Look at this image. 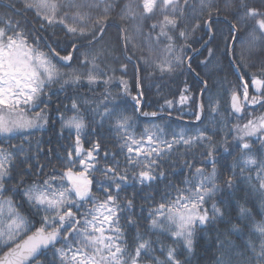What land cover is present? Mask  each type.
Instances as JSON below:
<instances>
[{
  "label": "trees",
  "instance_id": "trees-1",
  "mask_svg": "<svg viewBox=\"0 0 264 264\" xmlns=\"http://www.w3.org/2000/svg\"><path fill=\"white\" fill-rule=\"evenodd\" d=\"M12 2L16 7L9 9V0H0V19L6 22L7 12L14 22H19L29 42L35 41L42 51L47 53L49 49L45 45L53 44L58 45L60 55H72L71 61H61L59 57L54 60L62 76L66 78L74 71L86 74L93 70L91 62L87 65L83 62L87 53L88 60L95 61L98 80L93 84H89L86 78L79 84L52 83L41 97L43 104L39 107L25 106L29 117L44 109L49 122L42 130H32L27 140L23 135L0 136V148L11 152L16 151L13 145H23L28 159L27 164L22 163L24 157L16 159L7 187L12 189L19 185L21 177L25 186L33 183L43 185L53 176L59 178L67 170L69 152L72 153L71 159L77 161L73 170H80L79 157L75 155V131L63 129L61 132L60 120L62 114L65 117L74 114L71 104L75 99L88 124L81 136L82 155L99 144V153H94L95 168L89 175L91 197L103 202L109 194L117 196L123 209L117 214L123 230L122 242L130 252L134 253L139 234L152 242L154 251L151 255L161 260L166 259V249L174 247L181 264H242L248 260L255 264L257 257L248 245L251 241L258 247L261 240L254 230V225L264 221V196L260 194L264 190L259 189L261 178L258 177L260 169H246L241 173L240 167L234 165L240 160L242 151L238 147L241 141L237 127L264 115V107L250 102L253 95L260 96L252 79H264V32L257 23L264 16L246 15L247 9H256L264 14V0H206L205 7H201L200 0H187V4L178 0L175 14L171 9L167 10L170 18L175 16L177 20L175 28L162 24L165 14L161 11L162 0H157L151 13L144 11L143 0H73V4L79 7H69V0H53L58 5L56 15L61 17L67 13L66 19L70 24L75 19L74 26L85 29L83 36L67 33L60 24L48 26L34 9L25 10L24 0ZM108 4L114 6L105 12ZM180 9L184 10L183 15ZM78 12L84 16L82 21L76 18ZM42 23L44 28H41ZM209 23L210 30L207 27ZM162 28L167 35H161ZM181 31L187 34V40L180 36ZM169 45L172 46L171 55ZM177 57H182L183 62L178 63ZM166 61L173 66L171 72L161 71L160 66ZM122 82H126L128 94H125ZM244 84L248 85V101L243 98ZM261 91L264 92V88ZM108 93L111 96L106 101ZM139 93L143 96L137 110L133 97ZM233 93L242 102V117L231 111ZM182 94L190 97L184 103L180 102ZM167 101H172L171 107ZM105 102L110 108L115 105L117 115L129 118L130 126L126 131H117L115 116L104 120L102 127L99 116L94 118L92 109L99 105L103 110ZM142 112H157V116H144ZM181 131L186 138L203 133L206 140L194 141L191 145L182 141L177 143L174 134L178 136ZM153 133L160 141L172 143L173 147L168 149L163 143L148 145L147 136ZM124 137L129 138L127 144L134 149L137 145L131 144L132 138L141 141L145 151L149 147H158L162 155L153 154L156 163L152 164L153 157L128 153ZM245 139L252 143L251 151L258 163L264 164L262 141L256 137ZM210 150H214L212 158L207 155ZM129 156L135 162L129 163ZM210 159L217 161L216 179L222 190L208 200L204 208L211 213L212 204L216 203L224 216L206 231L197 230L194 251L188 254L170 234L151 228L149 213L159 208L161 203L168 205L180 192L188 190L195 182L196 168L210 173ZM146 165L156 179L141 184L133 177L145 170ZM108 168H115L121 175L127 169L128 179L121 182L118 194L109 179L111 173L106 174ZM229 179L233 181L232 188L225 187V181ZM52 183L61 181L57 179ZM109 186L110 190L104 191ZM7 195L30 222L28 234L42 226L44 212H36L19 192L9 191ZM128 200L133 201L131 210L125 207ZM93 207L88 202L72 210L77 218H81ZM241 209H246L247 214L242 215ZM129 217L134 223H129ZM233 226L239 231H234ZM162 247L164 252H161ZM149 259L145 258V264ZM40 264H59V259L49 251L41 257Z\"/></svg>",
  "mask_w": 264,
  "mask_h": 264
},
{
  "label": "snow or ice",
  "instance_id": "snow-or-ice-1",
  "mask_svg": "<svg viewBox=\"0 0 264 264\" xmlns=\"http://www.w3.org/2000/svg\"><path fill=\"white\" fill-rule=\"evenodd\" d=\"M184 3L187 4V0H184ZM177 4L178 0H162L161 11L165 12L162 21L164 27L175 28L177 20L175 16L170 18L167 10L171 9V12L175 14ZM200 4L201 7L207 6L206 0H200ZM156 5L157 0H143V8L147 13L153 12ZM68 6L76 5L73 4V0H69ZM113 6V4L106 5L105 12ZM7 7L14 9L16 5L12 0H9ZM24 8L25 10L34 9L36 15L48 26L60 24L69 34L85 35L83 27L74 26L75 19L71 24L68 22L67 13L61 17L56 15L58 5L53 0H24ZM42 10H47V12ZM183 11L180 9L181 15H183ZM246 15L251 17L264 16L256 9H247ZM5 17L6 22L4 19H0V24L4 25L0 26V136L23 135V138L27 140L32 134V130H42L49 121L44 109L29 117L26 115L25 106L39 107L40 104H43L44 101L41 97L44 95L45 89L52 83L63 81L64 84H79L86 78L89 84H93L98 80V75L95 72L94 59L89 61L88 54L85 53L83 62L86 65L91 62L93 70L86 74L74 71L65 78L59 72L54 60L59 57L61 61H71L72 55H60L57 51L58 45L53 44L45 45L49 49L47 53L42 51L35 41L29 42L27 35L20 28L19 22H14L7 12ZM76 18L82 21L84 16L78 12ZM257 23L259 29L264 32V18L259 19ZM44 26L42 23L41 28ZM207 27L210 30L211 24L209 23ZM161 35H167L163 28ZM180 36L185 40L188 38L183 31L180 32ZM93 39H95L94 35ZM168 39L171 40L172 37L169 36ZM254 40L255 38H253ZM72 47L76 50L75 45ZM168 47L171 55L172 46L169 45ZM209 51L211 54V50ZM177 62L182 63L183 58L177 57ZM160 67L162 72L173 70L171 62L168 61ZM188 67L191 68V65L189 64ZM104 83L107 84L108 81H104ZM122 83H124L125 94H128L126 82ZM252 84L256 87V91L260 92V96L253 95L250 98L251 104H260L264 107V92L261 91L264 88V79L254 77ZM243 89V98L248 101V85L244 84ZM187 91L185 89V92ZM110 96L111 93H108L105 100L107 101ZM142 96L143 93H139L133 97L137 110L140 109ZM189 98V96L182 94L180 102L184 103ZM166 103L168 107L172 106V101ZM46 107L47 105H45ZM114 108L115 105L110 108L107 102L103 104V110L98 105L92 109L94 118L99 116L102 127L104 120H110L115 116L117 131H126L130 126L129 118L122 114L117 115ZM232 108L237 113L242 111L239 96L236 93L232 95ZM71 110L74 113L71 117H65L63 114L60 117L61 132L63 129L75 131V155L79 157L80 170H73L77 161L71 159L72 153L69 152L67 170L59 178L53 176L45 180L43 185L33 183L25 186L21 177L19 185L9 189L7 184L12 179L15 161L19 157H24L22 163L27 164V153L23 145H13L16 151L11 152L0 148V245H3V248H0V264H40L41 256L46 251H52L53 256L59 259V264H145L146 257H150L148 264H181L174 247L167 248L166 259L161 260L159 257L151 255L154 251L152 242L143 239L139 234L137 235L134 253L130 252L126 244L122 242L123 230L119 225L117 214L123 209L117 201V196L109 194L103 202H97L91 197L90 186L92 181L89 179V175L90 170L95 168L96 156L94 153H99V144L93 145L92 149L82 155L81 136L88 128V124L75 99L72 101ZM142 115L155 117L157 112H142ZM196 119L199 120L200 116L197 115ZM236 131L238 139L241 141L238 147L242 151L240 160L234 167H240L241 173L246 169L259 168L258 177L261 178L259 189L264 190V164L258 163L255 154L251 151L252 143L245 139L246 137H256L257 140L262 141L261 146L264 147V115L255 120H248L242 127H237ZM124 139L126 141L124 146L127 147L128 153L135 152L136 156L144 154L146 157H153L152 164L156 163L155 156L162 155V151L158 147H149L145 151L142 142L132 138L131 144L137 145L134 149L127 144L129 138L124 137ZM174 140L177 143L182 141L185 145H191L194 141H205L206 137L203 133H199L195 137L186 138L185 133L181 131L178 136L174 134ZM154 143H163L168 149L173 147L172 143L160 141L155 133L147 136V144L152 145ZM227 151L228 149L225 148V152ZM207 155L212 158L214 150H210ZM128 162H135L134 158L129 156ZM210 163L212 164L210 173H205L203 168H196L195 182L188 190L180 192L168 205L161 203L159 208L149 213L151 228L170 234L177 243L182 244L188 254L194 251L197 230L206 231L217 219L224 216V212L216 203L212 204L211 213L204 208V204L222 190L216 179L215 165L217 161L210 159ZM108 173H111L109 179L112 180L118 194L121 189V182L128 179L127 169L123 175L117 172L115 168H108L106 174ZM26 174L24 173V175ZM57 179L61 183H52ZM133 179H138L143 184L146 181L155 180L156 176L146 165L145 170H141L138 176H134ZM65 180L67 181L66 184L64 183ZM110 187L104 188V191L108 192ZM225 187H233L232 179L225 181ZM9 191L19 192L36 212L45 213L42 217V226L35 232L28 234L30 222L18 211L12 197L7 195ZM260 194L264 196V191H261ZM88 202H91L94 207L84 212L81 218H77L72 208L79 209ZM125 207L131 210L134 207L133 201L128 200ZM241 214L246 215L247 210L241 209ZM129 223H134L131 217H129ZM233 230L239 231L236 226H233ZM254 230L261 237L259 246L257 247L251 241L248 246L257 257L255 264H264V221L254 225ZM57 244L62 246L57 247ZM164 251L165 249L162 247L161 252ZM242 264H251V261H242Z\"/></svg>",
  "mask_w": 264,
  "mask_h": 264
},
{
  "label": "water",
  "instance_id": "water-1",
  "mask_svg": "<svg viewBox=\"0 0 264 264\" xmlns=\"http://www.w3.org/2000/svg\"><path fill=\"white\" fill-rule=\"evenodd\" d=\"M254 88L256 89L255 86H254ZM258 93H260V92H258ZM239 103H240V105H241L242 111L239 112V113H237V112H235L234 109L232 108V99H231V103H230L231 111H232V113L235 114L237 117H242V116H243V111H244V109H243V107H242V102H241L240 98H239ZM59 245H60V244H57V246H59ZM47 252H49V251H46V252L44 253V255H45ZM42 256H43V255H42ZM42 256H41V257H42Z\"/></svg>",
  "mask_w": 264,
  "mask_h": 264
}]
</instances>
